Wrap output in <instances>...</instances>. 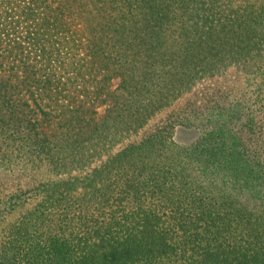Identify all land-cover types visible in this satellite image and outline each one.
Segmentation results:
<instances>
[{"label":"trees","instance_id":"obj_1","mask_svg":"<svg viewBox=\"0 0 264 264\" xmlns=\"http://www.w3.org/2000/svg\"><path fill=\"white\" fill-rule=\"evenodd\" d=\"M263 60L264 0H0V264H264L238 111L192 142L136 137L203 76Z\"/></svg>","mask_w":264,"mask_h":264},{"label":"rangeland","instance_id":"obj_2","mask_svg":"<svg viewBox=\"0 0 264 264\" xmlns=\"http://www.w3.org/2000/svg\"><path fill=\"white\" fill-rule=\"evenodd\" d=\"M117 84L115 79L113 88ZM232 107L241 115L230 126L240 139L244 154L256 166L259 161L264 162V60L249 70L234 64L221 73L203 76L191 89L159 110L136 137L144 138L158 126H170L175 144L192 142L204 137V130L211 126L207 115L219 116L222 112L225 116ZM33 176L7 174L6 189H13V183L31 181L36 178ZM260 203L257 202L255 209L262 207Z\"/></svg>","mask_w":264,"mask_h":264}]
</instances>
